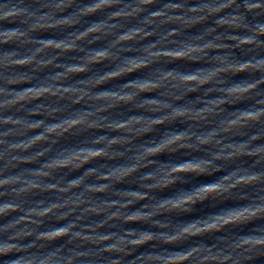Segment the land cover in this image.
Instances as JSON below:
<instances>
[{"label":"clouds","instance_id":"1","mask_svg":"<svg viewBox=\"0 0 264 264\" xmlns=\"http://www.w3.org/2000/svg\"><path fill=\"white\" fill-rule=\"evenodd\" d=\"M0 264H264V0H0Z\"/></svg>","mask_w":264,"mask_h":264}]
</instances>
